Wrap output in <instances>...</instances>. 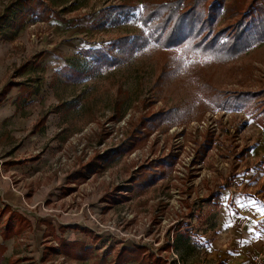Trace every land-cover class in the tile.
Here are the masks:
<instances>
[{"label":"rangeland","instance_id":"374dc122","mask_svg":"<svg viewBox=\"0 0 264 264\" xmlns=\"http://www.w3.org/2000/svg\"><path fill=\"white\" fill-rule=\"evenodd\" d=\"M165 1L169 0H0V97L8 86L23 82L19 89L21 100L17 106L22 111L26 109L24 113H27L25 119L28 122L24 129L27 135H11L4 142L9 143L12 139L17 148L35 145L41 152L54 149L49 157L50 160L59 159L57 162H62L56 165L62 168L61 175L82 167L74 176L68 174L69 177L60 178L55 174L59 179L75 184L69 185L68 182L66 187H60V194L66 195L65 209H59L57 203L53 202L54 209L49 211V201L34 205V209L29 207V201H25L19 208L20 212L37 222L36 228L38 226L42 231L38 235H35L36 229L32 232L25 225L20 232L16 231L20 224L16 212L0 217V243L4 245L0 248V264H136L146 249L137 255V259L123 249L137 247L141 243L140 239L126 237L133 228H141L142 223L134 219L127 221L126 214L137 216L146 210L149 219L152 218L149 220L150 228L157 229L154 225L158 222L154 217L158 206L168 205L176 197L182 204L191 203L189 206L193 213L200 208L199 216L192 217L187 212L178 216L168 227L177 229L179 223L189 219L185 226L189 228L181 235V250L185 251H182V264H204L205 246H208V250L211 247L219 250L225 236L215 232L220 221L222 199L217 197L205 201L204 213L200 199L204 194L206 198L215 193L218 181L224 175L234 174V166L238 162H241L242 171V166L247 163V157L243 155L246 146L264 145V26H257L253 34L244 39L241 48L237 46L235 54L213 55L212 51H205L206 44L199 41L207 29L201 23L202 17L198 11H194L186 14L189 15L187 22L193 17L194 31L188 30L183 42L175 38L172 41L176 42L167 45L173 22L180 17L169 9V5H162ZM181 1L182 7L183 2L187 6L190 2H197ZM201 1L208 3L210 0ZM216 2L217 19L211 28L212 33L232 22L237 11L245 9L251 0ZM258 2L251 8L255 18L264 16V0ZM123 3L126 6L123 12L114 9L113 6ZM141 5L144 6L142 11ZM182 24L184 28L186 23ZM257 34L260 37L252 42ZM211 35L208 34L207 38ZM217 38L219 43L226 39L223 35ZM119 47L121 55L118 60L115 58V62L107 66L97 64V50L113 55L118 53ZM45 51L51 55L44 56ZM229 92L247 93L243 98L244 108L227 109L211 102L214 94L225 95ZM222 110L233 117L228 125L230 132L224 126H220L224 132L221 137L205 131L196 146V157L202 162L199 168H203L202 178L196 177L198 171L190 170L185 176V180L202 182L204 179L203 185L200 186L198 182L192 186L177 185L174 165L168 167V163L155 161L156 145H166L171 136V126L198 121L207 114ZM154 114L159 117L147 138L152 141V153H148L141 163H147V169H139L138 173L135 169L131 171L136 164L132 161L126 163L129 168L125 169L121 157L141 149L147 140L127 152L116 153L117 149L126 147L130 141L135 142V139H129L130 131L139 118ZM123 119L125 124L118 131L122 137L114 139V127L106 123ZM246 120L252 124L254 134L250 144L247 133L243 131ZM142 125L141 129L148 131L144 126L146 124ZM153 131L156 136L151 138ZM233 135L238 139L235 143ZM102 142L107 149L99 147ZM236 143L241 145L238 150L233 145ZM74 151L75 154L77 151V158H84L73 161L72 168L69 161ZM237 154L243 157L236 158ZM60 155L66 158L65 162ZM98 156L107 159L98 160L93 168L103 171H97L94 178L86 180L85 175H81L88 171L86 157L94 160ZM254 160L253 173L258 175L264 169V156H254ZM24 161L27 160L20 159L19 162ZM109 166L116 169L113 176L105 175ZM120 167L123 168L124 177L118 176ZM131 174L135 175L134 179L125 184L131 186L125 193L129 197L120 196L121 202L115 196L111 197L110 191L113 189L114 194L117 191L114 188L122 185L126 181L124 178L129 180ZM91 183L97 185L92 186ZM88 186L94 189L86 191ZM200 190H204L202 197L198 196ZM188 191H194L197 195L191 199L185 195ZM31 197L25 195L26 200ZM107 198L112 208L100 203V199ZM45 212L50 215L41 217ZM43 220H50L53 224L76 221V226L85 236H80L81 232L67 230L65 238L63 234L61 237L59 227L55 230L51 223L45 226ZM111 224L114 231L107 230ZM7 225L11 227L9 236L3 239L1 231ZM65 226L63 229L68 225ZM85 228L88 232L83 231ZM91 229L96 231L95 235ZM59 239L65 240L66 244L62 246ZM153 239H157L155 234ZM31 240L36 244L34 253L33 245L29 244L33 243ZM71 243L75 245L69 246ZM66 245L69 246L68 251H65ZM188 249L195 251L196 258L193 255L190 258ZM173 256L166 253L161 257L169 262L168 258ZM209 264L224 262L217 255L215 260H209Z\"/></svg>","mask_w":264,"mask_h":264},{"label":"crops","instance_id":"0c3cea01","mask_svg":"<svg viewBox=\"0 0 264 264\" xmlns=\"http://www.w3.org/2000/svg\"><path fill=\"white\" fill-rule=\"evenodd\" d=\"M47 55H51V54L48 51H45L44 56ZM22 86H23V82L22 83L16 82L12 86H8L7 89H4V91L1 93V95H3L1 96L2 99L0 97V207L2 208V206L6 204L9 208V214H11V212L14 213L16 212V214L18 213L17 215L24 221L23 225L31 229L32 232L35 231L36 229L37 234L35 233V235H38L42 231L40 232L39 230L40 228L38 226L36 228L37 222L34 220L33 217L20 212L19 208L25 203V201L30 202L29 207L31 208L33 207L32 209H34V205H39L41 202L49 201L50 202L48 204L49 208L48 206L46 207V205L43 206L52 210L54 209L52 207L55 205L54 203L56 202L57 203L56 207H58L59 209H65L66 201L64 197L66 195H61L59 190L61 189L60 187H64V186L66 187V184L69 181H67L66 179H59V176L60 178L61 177L66 178L64 176H67L68 174L69 175L72 174L74 176L75 174H77L79 169H82V167L78 168L77 170H72L64 175H61L62 172L60 171L62 168L54 165L55 163L59 164V162H57L59 159L50 160L49 157V153H53L54 149L52 150V148H48V149H44V151L41 152L40 148H38V146L35 145L27 144L24 148L23 146H19L17 148L15 141H12V139L11 141H9V143L4 142V140L8 139L7 137L11 135H13L14 137H18V136L24 137L25 135H27V132L24 131L25 127L28 126V122L25 119L27 117V113H24L26 109H23L22 111L20 106H17L21 100L20 97L21 93L19 89ZM37 120L35 121L36 124L38 123ZM247 122L250 121L246 120L244 122L243 131L247 133L246 136L247 139H249L248 144H250L253 141L254 134L252 131V126H251L252 124ZM230 123L231 121L228 123V125H230ZM233 145L235 150H238V148L241 147V145L238 143ZM245 148H247V150L243 155L244 156L246 155L247 163L245 164V166H242V171H241V162H238L237 165L234 166L236 168L234 174H231V176L224 175L225 177L220 179L219 180L220 182L218 181L219 186L215 191V193L217 192L216 195L215 193H213L212 195H207V197L205 198V194H204V196L200 199L201 201L200 206H202L201 209H203L202 213H204V210H206L205 201H208L210 199L215 200L217 197H220L222 199L220 201L221 203V211L219 217L220 221L215 232L225 235L224 239L222 240L221 246H219L218 251L213 250V247H211L208 250V246H205L204 248L205 256L203 258L204 264H209V260H215L217 255L218 256L220 255V260L222 259L224 264H247L250 260L258 256L260 257L261 263L262 264L264 263V188H263L264 169L263 172L260 171L262 173L258 175L253 173L255 170L254 167L256 165L254 156L257 157H260L261 155L264 156V149H263L264 145H260L256 147L246 146ZM21 156H23V158ZM125 156H122L121 158H122V164L125 165L124 168L126 169L129 167L127 166L124 160ZM237 157H243V156H239V154H237L236 158ZM83 158H77V151L76 154L74 151V154H71L70 156L71 160L69 161V163L72 166L73 161L78 162L79 159L81 161L83 160ZM20 159L21 160L26 159L27 161L19 162ZM31 159L34 160L30 161ZM93 159L94 160H92V158L89 159L88 157H86L87 160L86 165L88 167L87 169L88 171H85L86 173L81 174L83 176L85 175L86 180H91L96 176L98 172L103 171L100 170L99 168L95 170L96 168L95 167L93 168V166L94 163L97 162L98 160H106L107 158L105 159V156H98V157H94ZM157 160H161L160 163H164V162L168 163V167L169 165H173V163L169 161L170 160L169 157L161 156V157H157L155 161ZM89 162L91 166L88 164ZM122 164L120 163V165ZM78 166L79 165H77V167ZM147 166H148L147 163H143L138 166L137 168L138 170L137 169L135 170L137 172L139 171V169L142 170V168L147 169ZM72 168L74 167L72 166ZM108 168L109 169H107L105 175L109 174L113 176L114 174L113 172H115L116 169L115 168L112 169L111 166H109ZM202 170L203 168L201 169L200 173H202ZM131 171H133V169ZM117 172L119 173L118 174L119 177L120 176L124 177V171L122 167H120ZM55 174L59 176H56ZM69 175L67 177H69ZM105 175L104 177L106 178ZM134 176L135 175L130 176L129 180L124 178L126 181H124L122 185H118L119 186L118 188H114L115 190H117L116 192L118 193L114 192L113 194L112 193L113 189L112 191H110V193L112 194L111 197L115 196V198H117V200L120 202L122 201L121 199H119L120 196H122V198H128L129 195L125 193L128 192L129 187L131 186L129 185L127 186L125 184L131 183V180L134 179L133 178ZM70 178L72 179L73 177ZM203 180L202 182H198L199 180L198 181L196 180L195 183L196 184L197 182L201 183L200 186H202L204 183ZM261 181L263 183L257 186V184L260 183ZM94 184L95 183H91L92 186ZM69 185L75 186L73 182H69ZM91 189H94V187L88 186L86 191ZM195 193L196 192L194 191H190L191 199L197 195ZM55 194L57 196L53 197L55 196ZM25 195H27L28 197L29 196L32 197L30 198V200L28 199L26 200ZM101 198L103 199V196H101ZM100 201H102L100 203H105L106 206H110L109 208H112L111 204H109L110 201L108 198L104 200L100 199ZM227 201L229 202L227 203ZM183 205L187 207L188 210L187 215L190 213L192 217L194 215L195 216L200 215L198 211L200 208L195 210V212L193 213L191 212L192 210H190V206H189L191 205V203L186 202ZM61 206L63 208H60ZM155 208L157 207L155 206ZM163 208H164L163 206H158V209H163ZM70 209L73 208L70 207ZM147 213L148 212L144 210V213H140L137 216H134L133 214V218L129 220L132 221V219H134L135 221L139 222L142 219V217H144L145 214L147 215ZM150 219L152 220V218ZM188 220L186 221L183 220L181 223H179L177 229H175L176 227L174 229H169V228L164 229L162 235L153 242L144 241L142 242V245L145 244V246H142L140 244L138 245L143 248L142 250L146 249L145 252L143 251L144 252L143 255L145 254L150 255L149 257L150 264H182L183 261L182 256H184V254H182V251L183 252L185 251L184 249L181 250L182 248L181 235H183L184 230H187L189 228V226L185 227L188 225L186 224L189 222ZM49 221L43 220L42 221L43 225L45 226L46 224L50 225L51 221L50 222ZM72 223L73 222H70V224L69 223L65 224L68 225L66 229H63L66 227L65 225H56L53 223H51V225L53 228H55V230L59 227V234H61V237L63 234L65 238L67 230H71L73 232H81L80 227L76 226V223L74 224ZM85 230L88 232V229L85 228L83 231ZM157 230L158 229H154V230L146 229L144 230L145 231L144 234L150 237V239H153V235L156 233ZM92 232L94 233V235L96 234V231L92 230ZM79 235L82 236L84 235V233L81 232ZM80 236H76L77 239ZM31 237L32 236H30V238ZM80 240H83V238L80 237ZM32 241L33 243H29V244L33 245L32 249L34 253L36 244L34 240H31L30 242ZM158 241H159V245L154 246L153 243ZM189 250L190 249H188V251ZM209 251H211V253H209ZM155 253L158 255H156ZM166 253H168L169 255H171L172 253L174 255L173 256L174 258H168L169 262L166 258L161 257ZM189 253H190L189 254L190 258L191 255H193V257L196 258L195 251H189Z\"/></svg>","mask_w":264,"mask_h":264},{"label":"trees","instance_id":"16d2710c","mask_svg":"<svg viewBox=\"0 0 264 264\" xmlns=\"http://www.w3.org/2000/svg\"><path fill=\"white\" fill-rule=\"evenodd\" d=\"M258 1L260 0H251V3L245 8V9H239L237 11V14L234 16V20L230 23H227V26L220 28L219 30H216L214 33H212V26L215 25V21L217 19L216 12L217 10V2L216 0H210L208 3L204 1L202 3L201 0H197V2H190L191 4L187 6V4H184L182 7V1L181 0H172V1H165L164 4H162L164 7L169 5V9L174 12L178 17H180L176 21L173 22V26L171 28V33L168 36L167 39V45L170 42H176L172 41L173 39L177 38L178 42H183L185 38H183L186 34L189 33V31H194L193 29V17L190 18V20L187 22V18L190 15V13L194 11H198V15L202 17L201 23L204 24V27L207 29L204 35L199 40L204 45L206 44L205 51L213 53V55L219 53L220 55H228V53L235 54V50H237V46L241 48V44L244 41V39H247L248 36L252 35L254 30L257 26H264V16H256L254 17L251 8L253 6H256ZM197 3V5L195 4ZM206 3V6L204 4ZM161 5V7H162ZM114 9L120 12H123L124 9H126L125 4H121L117 7L113 6ZM258 7V6H257ZM178 9L180 12H178ZM259 9V7H258ZM264 10V8H263ZM189 15H186V14ZM180 21V22H179ZM182 22L186 23V26L183 28ZM175 23V24H174ZM189 30V31H188ZM208 34H212L211 37L207 38ZM220 35H223L226 39H224L221 43L218 42V38ZM259 34H257V37L254 36L252 42L259 38ZM186 41L189 42L188 39ZM185 41V42H186ZM199 44V43H198ZM197 44V45H198ZM121 48L119 47V51H117V54L109 55L104 50H97L95 53V58L97 59V64L100 66H107L111 62H115L114 59L116 58L118 60L119 56L121 55ZM214 50V51H213ZM217 54V55H219ZM247 95L245 92H229L225 95H218V93L213 95V99H211V102L218 107H224V108H244V96ZM158 114L154 115H147L142 116L139 118V121L135 122L136 124L132 127L130 131V138L129 139H135V142L130 141L129 144L126 147H122L117 149L116 153H122L124 151H130L133 150V148L141 145L147 138L148 132L154 130L156 127L155 120ZM142 124H146L144 126L147 127L148 131H144L141 129L143 126ZM140 175V174H139ZM5 213H9L8 206L0 207V217L3 216ZM18 227L16 231H21L24 227L23 220L19 217ZM8 226V225H7ZM10 226H8L5 230L1 231V236L3 239H6L9 236ZM62 246L66 244L65 240L59 239ZM69 246L75 245V243L68 244ZM3 244L0 243V248H3ZM69 246L66 245L65 251H68ZM142 247L137 246L130 249H123L124 251L131 253V256L134 259H137L138 254H142ZM141 250V251H140ZM121 252H119L120 254ZM80 256V253H77ZM118 254V255H119ZM149 257L150 255H143L141 258L136 260V264H150L149 263Z\"/></svg>","mask_w":264,"mask_h":264},{"label":"built area","instance_id":"2783aa9c","mask_svg":"<svg viewBox=\"0 0 264 264\" xmlns=\"http://www.w3.org/2000/svg\"><path fill=\"white\" fill-rule=\"evenodd\" d=\"M230 119H231L230 114L222 110L215 114H207L198 121H191L183 125H179V126H171V128H169V133L171 135L169 138V141L166 143V145L157 144L156 145L157 152H155L156 154L153 156L156 158L161 157V156L169 157L170 158L169 161L172 162L174 165L173 173L176 177L175 178L176 184L192 186L196 184L195 180L193 179L191 180L187 179L188 181L185 180V176L188 170L193 171V172L198 171L197 173H195L197 175L196 177H198V179L202 178L201 177L202 173H200L201 170H199V168L202 166V162L199 157H198L199 159L196 157L198 156L197 154L198 149L196 147L197 141L201 140L202 134L205 131L211 132L212 135L214 136L218 135L219 137H221L224 134V132L221 131L220 126H224L225 129H227L230 132V128L228 126ZM124 124H125L124 119L121 121H117L116 123L114 122L106 123L107 126L114 127V130H113V134L115 136L114 139H117L118 137H122L121 133L118 131L122 128ZM150 136L151 138L152 136H156L155 132H152ZM233 140L234 142L238 140L236 135H233ZM73 142H76V140H74ZM102 143L99 145V147L104 146V149H107L105 143L104 142ZM151 146H152V141L148 139L141 149L130 151L127 157H125L124 159L125 162L126 163L130 161L136 162V164L134 165L132 169H137L138 166L142 163V159L145 158L148 153H152L150 149ZM60 159H62V161L64 162L66 161V158L64 156H61ZM60 163L62 162L59 161V164ZM54 165H57V163H55ZM132 174L131 176H133ZM202 192L204 191L202 190L199 192L198 194L199 197L203 196ZM185 195L191 196L190 192H187V194ZM163 207H164L163 209H158V211H156V214H155V219L158 222L157 225H154L158 229L155 233L156 238H159L162 235L164 229H167L171 224H173L178 216L182 214H186L188 211L187 207H185L182 203H180L177 200V197L174 198L173 201H171L168 205H164ZM46 215H50V213L49 212L42 213L41 217H45ZM126 217L129 220L133 218V214L131 213L126 214ZM149 220H150L149 215L145 214L144 217H142V219L139 221L142 223V227L133 228L128 233V236L126 238L130 239V237H134L136 239H140L141 240L140 244H142V242L144 241L153 242L155 239H150V237L144 234L145 233L144 230L151 229ZM70 222H73L72 224L77 223L76 221H70ZM70 222L58 221V224L56 225H65L68 223L70 224ZM108 229H110L111 231H114L113 224L108 226L107 230ZM122 241L125 242L126 239L123 238ZM153 245L154 246L159 245V241L154 242ZM248 264H262V263H261L260 257L258 256L250 260Z\"/></svg>","mask_w":264,"mask_h":264},{"label":"snow or ice","instance_id":"6c2138e0","mask_svg":"<svg viewBox=\"0 0 264 264\" xmlns=\"http://www.w3.org/2000/svg\"><path fill=\"white\" fill-rule=\"evenodd\" d=\"M143 7H144L143 5L140 6L141 11L143 10ZM142 35H145V34L142 33ZM145 39H146V35H145Z\"/></svg>","mask_w":264,"mask_h":264}]
</instances>
